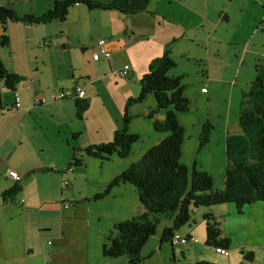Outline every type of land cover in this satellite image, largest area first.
I'll return each mask as SVG.
<instances>
[{"label": "crops", "instance_id": "0c3cea01", "mask_svg": "<svg viewBox=\"0 0 264 264\" xmlns=\"http://www.w3.org/2000/svg\"><path fill=\"white\" fill-rule=\"evenodd\" d=\"M55 1L0 0V6L10 7L19 14L41 15L48 11ZM91 1L99 6L76 3L70 7L65 20H52L38 25L9 22L6 30L0 22V59L10 72L22 78L14 89L8 87L0 78V207L3 204L7 208L19 194H27L26 189L29 185L27 180L32 176L38 173L61 174L64 176L61 203L56 206L49 201L36 206L35 209L44 226L43 235L60 238V245L63 246L69 242L64 216L68 214L70 218L76 219L83 203H79V199L74 198L70 186L69 195L66 198L64 196V182L69 180V185L72 184V179L66 174L68 170L73 169L69 168L70 163L64 162L65 165L59 167L61 165L53 160L59 157L54 156L47 162L45 155L64 151L71 144L72 150L79 149L76 146L78 142L80 147L85 148L112 139L120 125L117 123L118 117H114L113 108L109 109L107 97L117 103L116 106L124 117L127 101L140 94L141 78L149 71L151 62L168 50L177 63L170 71L171 75L185 77L190 62L194 63L192 68L196 73L195 81L196 86L200 88L197 89L199 94H207L206 101L211 102L216 94L223 92L230 110L231 105L233 108L235 104L233 98L235 92L240 91L242 96L250 88L247 89L246 86L251 76L256 77V64L260 60L264 61V0ZM237 17L239 19L235 20ZM246 21H249L246 26L248 36L238 39L237 34L245 27L243 23ZM4 33L8 36L6 44L1 43ZM102 37L106 38V46L112 52V57L94 60L98 40ZM50 40H52L51 44H49ZM73 47H81V53L74 55ZM241 53L244 55L242 62L239 57ZM27 59L35 65L29 67ZM53 63L59 65L57 69L51 67ZM126 64L130 65L127 75L113 73ZM239 78L244 79L242 83L239 82ZM108 84L113 86L109 93L105 91ZM76 86L84 88L85 96L82 99H87L89 102V107L82 118L77 115L76 99L58 100L57 98V94L62 90ZM36 94H40L42 98L39 103L35 102ZM16 95L20 96V107L16 106ZM146 99L131 108L132 116L143 114L145 118V114L149 116L156 108L151 100L148 102ZM145 103H148V106H143ZM95 104L102 105V110L96 114L92 112ZM162 113L158 120L165 119V114ZM236 116L238 118L232 123L229 112L227 121H223L226 131L223 142L225 148L227 137L240 133L239 130L234 133L229 131L230 126L232 129L235 125L241 127L239 115ZM132 123L129 125V130L141 134L135 129L137 123ZM28 128H31L32 140L25 144ZM38 129L46 130L47 135L39 134ZM164 137L166 133L160 134L157 143ZM152 146L150 145L145 152ZM221 147L222 143L219 142L218 148ZM35 154L39 156L36 157ZM14 157H16L15 165L11 163ZM206 157L210 159L209 166H211L213 150H209ZM24 164L27 167L20 171L22 169L19 167ZM184 164L188 166L187 163ZM192 166H200V169L207 172L210 170L206 163L199 164L198 160ZM88 167V163L82 164L76 166L74 171L78 173L77 176L85 174L86 180L90 181ZM11 169L17 170L21 175V180L18 181L21 191L13 200L4 202L2 193L17 184V181L8 174ZM121 171L122 169L118 170L114 176L111 174V178L104 173L106 181L102 183V188H99L98 175L93 174L95 185L92 191L87 193L84 201L91 202L92 198L97 201L100 199L105 223L109 220L112 228L108 232L100 228L96 230V234L87 236L89 242L85 249L89 258L83 264H106L108 261L106 257L109 256L104 254V244L108 236L114 234L116 224L145 211L139 192L130 183L114 186L107 195H113V200H110L107 206L102 203L103 197H95L96 194L103 192ZM24 181H26L25 185L22 183ZM20 201L28 204V195L26 199L22 198ZM27 210V207L23 210L24 215ZM208 213L212 214L204 210L203 216ZM170 226L172 220L162 230L159 250L163 243L167 242H170L173 248L177 246L172 241L162 242L164 229ZM196 228L197 226H183L174 233L194 236L196 239L191 243H197L198 238L193 234ZM20 230H25V225H22ZM155 235L156 233L153 236ZM19 236L17 226L6 228L0 223V258H6L13 253L11 243L18 240ZM153 236L143 248L142 254L145 257L143 264L154 257L157 250L156 246L150 244ZM212 248L218 253L216 247L212 246ZM220 255L224 256V254ZM230 255L231 253L228 256ZM49 258L51 259V256ZM45 264H48L47 260Z\"/></svg>", "mask_w": 264, "mask_h": 264}, {"label": "trees", "instance_id": "16d2710c", "mask_svg": "<svg viewBox=\"0 0 264 264\" xmlns=\"http://www.w3.org/2000/svg\"><path fill=\"white\" fill-rule=\"evenodd\" d=\"M83 2L99 6L91 0H56L52 7L41 15L19 14L7 6H0V22L6 30L9 22L38 25L52 20H65L70 7ZM8 36L2 34L1 43L6 44ZM170 51L155 58L149 71L141 78V91L129 98L126 108L143 102L148 95L156 98L157 108L165 109V119L154 122L157 130L166 133L160 142L149 148L143 156L117 175L107 188L95 197L109 194L114 186L130 183L139 192L145 211L115 226L114 234L104 244V254L109 257L128 256L130 264H143L142 254L146 242L156 233L157 225L167 215L172 217V226L166 227L162 242L172 241L174 231L192 220L195 208L225 203H234L238 211L247 204L264 201V61L256 64V77L250 88L242 94L239 123L242 133L227 137V170L223 189H214L210 173L193 166L192 171L181 162L185 138V127L180 123L179 113L189 111L191 101L185 95L183 77L171 75L176 66ZM0 78L10 88H15L22 79L10 72L0 59ZM77 115L83 117L89 107L87 99H77ZM131 117L126 109L123 127L114 133L112 141L85 148L87 155L109 159L117 154L128 157L141 135L129 130ZM211 124L203 125L200 135L201 151L210 141ZM71 168L82 165L83 160L74 156ZM76 165V166H73ZM21 191L19 182L2 193L4 202L13 200ZM175 214V216H174ZM207 227L206 244L214 247L230 248L231 239L222 235L212 214H205ZM190 236V235H189ZM252 258V255H247ZM201 264H215L203 261Z\"/></svg>", "mask_w": 264, "mask_h": 264}, {"label": "rangeland", "instance_id": "374dc122", "mask_svg": "<svg viewBox=\"0 0 264 264\" xmlns=\"http://www.w3.org/2000/svg\"><path fill=\"white\" fill-rule=\"evenodd\" d=\"M240 3L241 2H239V5ZM238 19L239 17L235 20ZM248 24L249 21L243 23L245 27L239 30L237 34L238 39L248 36L249 32L246 29ZM51 43L52 40H50L49 44ZM72 50L75 53L74 55L81 53V47H73ZM242 54L243 53L239 54L241 62L244 57ZM27 60L29 67H33V65H35L33 62L29 61V59ZM57 65L53 63L51 67L57 69ZM193 66L194 63L190 62L189 68L186 70V76H182L183 84L185 86L184 92L191 101V108L189 111L179 113L180 123L186 130L181 162L188 164L190 172L192 171V165L195 161L197 162L198 160L199 164L206 163L211 170H208V172L210 171V173H213L211 175L213 178L214 189H223L227 170V154L226 148L223 144V142H225L226 131L225 123H223V121H227L230 112L232 123L235 122V119L238 118L236 114L240 115L242 96L240 91L237 90L235 92L233 97L235 104H233V108L231 105L230 110L226 104L227 99H225V94L223 92L216 94L211 102L206 101L207 94H199L197 90L200 88L196 86V73L192 68ZM254 77L255 75L251 76V80H249L246 86L247 89L250 87ZM243 80L244 79L239 78V82L242 83ZM112 88L113 86L108 84L105 91L109 93ZM150 96L151 97H148L146 100H151L153 105L157 108L155 96L153 94H150ZM108 99L109 98L107 97L106 102L110 105L109 109L113 108L112 112L115 115L114 117H118L119 121H117V123H119V127L122 128L124 117H122L121 110L116 106L117 103L115 104L113 101ZM101 106L102 105L100 104H95L92 112L96 114L99 110H102ZM133 106L135 107L137 104H133L129 106V108L125 107L124 113L127 109L131 117L129 122L130 124L132 122H135V124L137 123L135 129L140 131L141 138L134 144L131 155L126 159H121L117 154L112 155L109 159L105 160L87 155L85 148L91 145L84 148L80 147V144H78L79 142L77 143L78 145L76 144L79 149L73 148L72 150L73 146L71 144L66 147V150L64 151H57V153L55 152L56 154L47 153L45 155L47 162L54 156L59 157V159H53L61 165L59 167H63V165H65L64 162L70 164L75 163L74 156L81 158L83 160V164L87 165L88 163L89 166V175L91 177L90 181L86 180L87 176L85 174L77 176L78 173L74 171L75 167L72 170H68L66 173L67 176L72 179V184L69 186L72 192H74V198L79 199V203H83L82 207L79 209L80 212L76 219L70 218V216L65 213L66 216L64 217H66V219L64 225L68 234L67 241L69 242L63 246L60 245V238L47 235L44 236L42 233L44 226L38 211L35 209L36 206L49 201L53 202L56 206L61 203L60 200L63 196L62 181L64 176H61V174L57 172L46 174L38 173L29 179L27 178V181L29 182L26 189L27 194H19L16 200L11 202L7 208L6 206H3V204L2 207H0V223L2 227L10 228L12 225H15L19 228L20 235L18 240H14L11 243L12 248L14 249L13 253L10 256H6V258H0V264H45V260H47L48 264L49 261L50 264H83L87 262V259L89 258L85 249L89 242L87 236L90 237L92 233L96 234V230L100 228H104L105 232H108L112 228L109 220L105 223L104 216L101 212L100 199L97 201L92 198L91 202L84 201L87 193L92 191L95 185L92 179L93 174L95 173L98 175L97 181L100 184L99 188H102V183L106 181L104 173L109 175L111 178V174L114 176L118 170L122 169L123 171L128 168L131 162L143 156L142 154L150 145L157 144L159 135L163 133L155 128L154 122L160 119V114H163L162 112L165 114L166 110L164 108L159 110H156L155 108L151 111L149 116L145 114L144 118L143 114H139V116L136 115L135 117L132 116L131 108ZM143 106H148V103H145ZM206 122L211 124L210 141L206 147H204L201 151H198L200 145V135L201 132H203V125ZM238 130L242 133V129L238 125H235L233 129L232 126L229 128V131L233 133ZM37 131L41 135H47L46 130L41 131L38 129ZM50 133L51 131L49 134ZM26 138L25 144L32 140L31 128H28ZM113 138L101 141L99 144L110 142ZM219 142L222 143V147L220 149L218 148ZM209 150H213V164L211 166H209L210 159L206 157ZM210 154L211 153H209V155ZM34 156L38 157L39 155L35 154ZM11 163L15 165L16 157H14L13 162ZM26 167L27 165L24 164L21 168L19 167V169H22L20 171H23ZM197 167L200 169V166ZM69 168L71 169V166H69ZM204 168L206 170L207 167L205 166ZM121 172H119V174ZM10 178L11 177H9V179ZM11 181L14 182L15 180ZM22 183L25 185L26 181ZM68 192H70L69 188L64 190L65 198L69 195ZM26 195H28V204L27 202L23 204L20 199H26ZM107 195L102 198V203L106 206L109 204L110 200H113V195ZM24 205H26L28 209L25 215L23 214V210L26 208ZM73 209H75V207ZM204 210L212 212L214 220L217 222V226H219L221 231H223L222 235H227L231 239L230 256L227 257L225 255H220L221 253H215L212 246L206 244L207 224L203 219ZM171 220L172 217L167 215L158 223L156 235L150 240L151 246H156L157 250L154 257H151L145 264H201L204 260L214 262L215 264H264V201L247 204L240 212L234 203L199 206L194 209L192 220L184 225H190L192 227L197 226L193 234L198 238V242H190L187 245H177L175 248L172 247L170 242H167L163 243L161 250H159L162 230L166 224L171 222ZM22 225H25V230L23 231L20 230ZM79 246L82 247L80 248ZM249 254L252 255V258L250 259L247 258V255ZM50 256L51 259L49 258ZM121 257V259L106 257L108 260L106 264H129L128 256L124 255ZM101 262L105 263L104 261Z\"/></svg>", "mask_w": 264, "mask_h": 264}, {"label": "built area", "instance_id": "2783aa9c", "mask_svg": "<svg viewBox=\"0 0 264 264\" xmlns=\"http://www.w3.org/2000/svg\"><path fill=\"white\" fill-rule=\"evenodd\" d=\"M107 40L106 38L102 37L98 40L97 43V50L94 53V60H99L101 58H106V59H110L112 57V52L107 48L106 46ZM130 70V65L126 64L124 65L123 68L121 69H116L113 71L114 74L116 75H121V76H125L128 74ZM204 90V89H203ZM85 96V90L82 86H76L73 88H67L62 90L61 92H59L57 94V98L58 100H63V99H67V98H74V99H82ZM15 103L17 107H20L21 103H20V96L16 95V99H15ZM35 102L39 103L42 98L40 97V94H36L35 95ZM8 174L13 177L16 181H20L21 180V175L17 170L11 169L9 170ZM70 184L69 180H66L64 182V189H68ZM195 238L194 237H184L181 235H174L172 238V243L174 245H178V244H186L189 241H194ZM216 251L218 253L224 254V255H228L229 252L226 248L218 246L216 247Z\"/></svg>", "mask_w": 264, "mask_h": 264}, {"label": "bare ground", "instance_id": "6f19581e", "mask_svg": "<svg viewBox=\"0 0 264 264\" xmlns=\"http://www.w3.org/2000/svg\"><path fill=\"white\" fill-rule=\"evenodd\" d=\"M184 237H194V236H184ZM195 238V237H194ZM195 241V240H194ZM189 242H191V241H189ZM193 242V241H192ZM227 250H228V252H229V254H230V250L228 249V248H226ZM228 254V255H229ZM228 255H226V256H228Z\"/></svg>", "mask_w": 264, "mask_h": 264}]
</instances>
